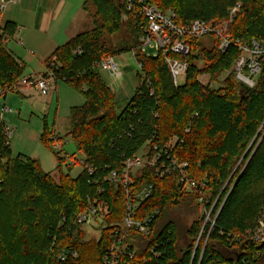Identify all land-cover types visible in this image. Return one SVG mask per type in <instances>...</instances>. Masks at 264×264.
I'll use <instances>...</instances> for the list:
<instances>
[{
  "label": "trees",
  "instance_id": "trees-1",
  "mask_svg": "<svg viewBox=\"0 0 264 264\" xmlns=\"http://www.w3.org/2000/svg\"><path fill=\"white\" fill-rule=\"evenodd\" d=\"M148 3L164 13L175 12L179 25L204 20L216 27L229 22L230 10L241 4L228 35L245 44L264 42V0ZM91 9L101 21L93 18V29L56 49L46 63L48 68L56 58V80L69 83L86 98L84 105L71 110L67 134L84 155L83 160L58 150L57 182L36 159L12 154L11 146L5 145V125L0 121V264H103L116 230L123 234L129 200H135L148 185L153 187L152 195L140 203L135 219L157 210L159 214L150 236L130 233V248L138 250L132 259H126L128 264H264V243L249 237L264 220V137L260 142L255 138L264 121V64L252 90L238 82L232 72L219 89H213L200 77L210 74L214 78L231 71L241 53L237 46L221 53L213 37L208 38L210 46L193 40L188 56L174 55L189 65L185 84L177 87L162 56L137 55L154 95L140 85L119 114L115 93L94 65L117 55L103 36L119 32L124 15L136 35L133 49L146 21L137 10L129 11L124 0H87L83 10L90 16ZM17 27L14 22L0 27V90L15 87L26 70L3 45L15 36ZM78 48L80 54L76 53ZM53 136L55 133L46 131L41 139L55 153L62 139L58 137L56 142ZM174 139L177 143L171 156L188 164L191 178L202 186L200 190L183 193L178 174L161 177L149 166L132 177L127 188L104 181L112 171L121 175L124 161L149 141L153 150V146L163 149ZM68 160L71 163L64 172L62 167ZM77 166L82 172L74 178L71 172ZM90 166L97 169L95 174L90 173ZM200 193L202 203L198 202ZM95 201L109 205L103 218L107 226L100 237L89 239L87 225H79L76 218ZM203 206L206 213L201 216ZM186 211L198 214L190 227L183 223ZM64 250L71 254L61 261L59 255Z\"/></svg>",
  "mask_w": 264,
  "mask_h": 264
},
{
  "label": "built area",
  "instance_id": "built-area-1",
  "mask_svg": "<svg viewBox=\"0 0 264 264\" xmlns=\"http://www.w3.org/2000/svg\"><path fill=\"white\" fill-rule=\"evenodd\" d=\"M16 1L17 0H2L0 12L5 11L9 3H15ZM124 1L129 11L137 10L139 15L143 16L146 21L145 25H141L142 34L140 35L139 43L137 47L133 49L135 60L137 59V55H144L146 57L162 56L170 69L175 86L178 87L180 86L181 78L186 82L189 65L185 61L176 59L174 55L188 56L191 53L190 41L213 37L218 41L217 47L221 53H226L231 46L238 47L241 55L236 59L233 66L237 79L246 88L252 90L256 87L257 79L261 75L262 66L264 64V45L256 40H254L252 44L240 43L228 35L229 25L233 23L235 17L240 13L241 4L236 5L230 10L229 22L223 27H216L208 24L204 20H196L192 24L186 26L179 25L175 20V12L169 11L164 13L157 6L149 4L148 0ZM124 18H127V16L124 15ZM148 49L152 50L150 55L147 54ZM76 53L80 54L81 48H78ZM56 63L57 59L53 58L49 62L47 72L44 75L23 78L11 90H0V99L7 97L10 92L29 90H35L43 96H48L53 90V84L57 79L54 71ZM94 66L99 70L110 72L117 81L123 78V72L115 61V57L103 58ZM139 67L142 72V65L139 64ZM141 80V86H145V89L148 90L151 95H154L152 82L148 80L144 74ZM3 110L6 111L5 105L3 106ZM3 112H0V121L5 125V145L9 147L11 146L10 139H12L13 130L9 128L3 120ZM187 132H189V130H187ZM52 139L57 142L58 136H53ZM176 143L177 139H174L163 149H159L158 146H153V150H151V142L149 141L145 146L140 148L136 154L124 161L121 175L117 171H112L103 178L104 181L109 183H120L123 187L127 188L132 184V177H136L145 167L149 166L155 168L157 175L161 177L169 176L174 173L178 174L179 190L183 193H192L196 189L200 190L202 186L191 178L188 172V164L181 163L178 159L171 156L170 153ZM56 149L61 150V145L57 144ZM89 171L91 174H95L97 169L90 166ZM152 190L153 187L148 185L136 196L135 200H129L127 205L128 209L124 218L125 222L122 226L123 234H121L119 230H116L112 245L107 248L103 257V264H128L126 259H132L138 250L136 247L135 249L130 248L131 243L128 241L130 233L136 232L145 237L151 235V226L153 225L155 217L159 214V211L157 210L153 212V214L140 220L135 219V214L140 203L144 202L152 195ZM100 192H102L101 189ZM203 199L200 193L198 202L202 203ZM108 206V203L105 201H95L86 212L77 216L76 222L83 226L92 223L93 219H96V217L104 218L109 212ZM210 213L207 214V217H209L208 219H210ZM249 237L252 241L264 243L263 219L259 221L258 227L249 233ZM70 254L69 251L64 250L59 255V259L65 261ZM72 254L75 257L77 256L76 253Z\"/></svg>",
  "mask_w": 264,
  "mask_h": 264
},
{
  "label": "rangeland",
  "instance_id": "rangeland-1",
  "mask_svg": "<svg viewBox=\"0 0 264 264\" xmlns=\"http://www.w3.org/2000/svg\"><path fill=\"white\" fill-rule=\"evenodd\" d=\"M91 10L90 16L86 15V24L85 22L84 24L81 22L83 26L80 33L94 28L93 18L101 21L94 9ZM103 37L107 46L117 54L115 56V61L123 72V78L117 81L110 72L100 70V75L104 83L109 86L116 95V110L117 113L120 114L129 105L142 83V80H139L138 77V74L141 73V69L134 58L132 50L136 35L130 28L127 18L123 16L121 30L113 35H105ZM18 39L20 40L19 36H16L14 41H10L7 45V49L26 63V70L22 79L39 77V74H45L47 72L45 59L47 56L49 57L51 55L48 50L42 52L34 47H29L27 44L21 45ZM7 42L8 41L5 40L3 45H6ZM202 43H205L206 46L211 45L208 38H204ZM262 44L264 45V42H262ZM151 53L152 50L148 49L147 54L150 55ZM231 72L236 76L234 69H232L231 71L219 73L215 75L214 78L210 74L202 75L200 80L204 85H209L213 89H219L220 85ZM55 83L58 91L56 95L50 93L48 96H43L33 90L34 92H32V95H29L28 98L25 99L21 98L18 92H10L5 99H0V112L2 113L4 111L3 106L5 105L6 111L3 112V120L6 122L7 126L13 130V136L12 139H10L12 154L14 156L23 154L24 156L36 159L40 162L42 170L51 174L55 181L59 182L60 163L57 159V153L59 151L56 150L54 153L42 142L41 138L46 131L50 132V134L56 133L57 136L62 139L61 149L64 151L63 155H67L69 158L74 156L76 160L82 161L84 155L77 151L75 144L71 138H68L67 134L70 129L71 110L74 107L78 108L84 105L86 103V98L79 90H76L69 83L61 79L56 80ZM184 83L185 80L181 78L180 86H183ZM263 137L264 121L255 138H258L260 142ZM250 146L251 145H249L245 155L248 153ZM69 160L62 167L64 172H68L66 165H70L71 162ZM81 172V166H77L73 169L71 175L76 178ZM205 212V207H201L200 215H204ZM197 218V213L186 211L183 216V223L186 227H190ZM207 220L209 221L210 219ZM106 226L102 217H96V219H93L92 223L85 227L88 238L97 239ZM183 243L185 244V241L182 240V244Z\"/></svg>",
  "mask_w": 264,
  "mask_h": 264
},
{
  "label": "crops",
  "instance_id": "crops-1",
  "mask_svg": "<svg viewBox=\"0 0 264 264\" xmlns=\"http://www.w3.org/2000/svg\"><path fill=\"white\" fill-rule=\"evenodd\" d=\"M86 1L17 0L15 3H9L5 11L0 12V25L4 27L7 22H14L18 27L15 36L8 40L6 45L19 36L20 40L18 39V41L21 45L27 44L42 52L48 50L51 55L45 59L46 65L56 49L65 45L81 32L82 24L84 22L86 24V15H88L83 10ZM1 2L2 0H0V5ZM81 22L83 23L81 24ZM18 59L21 64L26 65L22 59ZM41 75L44 74H39V76ZM55 84L54 82V88L50 92L52 95L58 93ZM32 92L34 91H21L18 92V95L27 99L29 95H32ZM55 135L57 136L56 133Z\"/></svg>",
  "mask_w": 264,
  "mask_h": 264
},
{
  "label": "water",
  "instance_id": "water-1",
  "mask_svg": "<svg viewBox=\"0 0 264 264\" xmlns=\"http://www.w3.org/2000/svg\"><path fill=\"white\" fill-rule=\"evenodd\" d=\"M248 90H250L249 88H247Z\"/></svg>",
  "mask_w": 264,
  "mask_h": 264
}]
</instances>
